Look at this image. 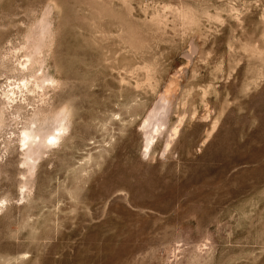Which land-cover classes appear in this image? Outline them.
<instances>
[{
	"label": "rangeland",
	"instance_id": "rangeland-1",
	"mask_svg": "<svg viewBox=\"0 0 264 264\" xmlns=\"http://www.w3.org/2000/svg\"><path fill=\"white\" fill-rule=\"evenodd\" d=\"M48 6L68 128L21 191L9 138L40 93L5 113L0 264H264V0H0V91Z\"/></svg>",
	"mask_w": 264,
	"mask_h": 264
},
{
	"label": "bare ground",
	"instance_id": "bare-ground-1",
	"mask_svg": "<svg viewBox=\"0 0 264 264\" xmlns=\"http://www.w3.org/2000/svg\"><path fill=\"white\" fill-rule=\"evenodd\" d=\"M44 11L43 17L40 18L34 29L25 36V41L21 46L24 59L22 58V61L19 59L17 65H11L8 68L12 80L7 82L6 87L0 91V131L3 126L2 122L5 120V113L14 118H20L32 96L35 93L41 95V98H39V94L37 95L39 100L41 99V105L34 108L30 114L24 115L22 127L13 138H9V142H16L17 150L21 155L20 163L23 167L21 191L28 189L37 160L41 158L48 147L59 142L68 128L64 110L55 112L51 108L49 110L47 108L48 98L46 95L49 89L54 88L59 82L49 70L47 61L48 42L52 28L50 16L53 9L48 6ZM14 55L17 56V54ZM175 85L177 82L171 79L161 95L159 103L143 122L145 151L151 149L156 133L159 134L165 129L166 114L170 104L168 96ZM176 132L177 127L173 129V133ZM50 141L52 142L50 143ZM6 200L0 198V209L3 208L2 205Z\"/></svg>",
	"mask_w": 264,
	"mask_h": 264
},
{
	"label": "snow or ice",
	"instance_id": "snow-or-ice-1",
	"mask_svg": "<svg viewBox=\"0 0 264 264\" xmlns=\"http://www.w3.org/2000/svg\"><path fill=\"white\" fill-rule=\"evenodd\" d=\"M52 141H50V143H51Z\"/></svg>",
	"mask_w": 264,
	"mask_h": 264
}]
</instances>
